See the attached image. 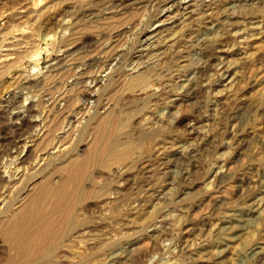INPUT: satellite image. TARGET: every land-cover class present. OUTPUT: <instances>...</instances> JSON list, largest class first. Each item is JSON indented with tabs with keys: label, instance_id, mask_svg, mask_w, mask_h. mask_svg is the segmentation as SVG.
<instances>
[{
	"label": "rangeland",
	"instance_id": "374dc122",
	"mask_svg": "<svg viewBox=\"0 0 264 264\" xmlns=\"http://www.w3.org/2000/svg\"><path fill=\"white\" fill-rule=\"evenodd\" d=\"M135 1L0 0V150L7 152L0 172L26 171L10 200L24 197L19 190L44 176L55 181V164L89 157L99 124L117 119L119 137L130 138L137 163L89 169L87 197L75 211L80 224L56 264H113L107 248L122 253L116 264H264V0H192L191 15L177 8L188 0ZM232 12L238 18L227 16ZM157 27L164 28L151 37ZM216 34L225 36L222 47L203 45ZM146 38L145 49L153 47L148 58L158 61L152 79L130 86V56ZM116 51L129 53L117 71L102 70ZM93 59L99 64L88 68ZM209 61L212 68L204 70ZM225 68H235V80L220 84ZM160 69L169 75H158ZM89 71L101 73L97 98L85 101V116H76L69 132L62 108L83 106L75 81ZM190 77L195 90L183 92ZM17 111L39 120L22 139L40 136L28 143L26 161L14 163L12 143L28 129ZM169 111L178 120L168 119ZM48 151L54 153L48 157ZM0 213L9 214L7 206L0 204ZM227 246L217 259L216 251ZM7 254L0 237V264Z\"/></svg>",
	"mask_w": 264,
	"mask_h": 264
},
{
	"label": "bare ground",
	"instance_id": "6f19581e",
	"mask_svg": "<svg viewBox=\"0 0 264 264\" xmlns=\"http://www.w3.org/2000/svg\"><path fill=\"white\" fill-rule=\"evenodd\" d=\"M138 1L139 0H137V2L136 1L135 2L138 3ZM191 1L192 0H188V1H186V3L184 1H182L179 3V7H177V8L184 9V10H186V13L184 12L185 14L191 15L192 11L188 10L191 6V4H190ZM141 2H143V1H141ZM183 3H185L187 5L185 7H183V5H184ZM122 5H123L122 3L121 4L116 3L115 6L119 8ZM125 5H127V4H125ZM169 10L170 9H168V11ZM91 13L92 12H90V14ZM109 13H111V12H109ZM227 16L233 20L236 17L238 18V14L236 12L229 13V14H227ZM188 17H189V15H188ZM176 19L177 18H175V20L172 23L177 21ZM163 28L164 27H157L156 29H154V31L151 34V37H153V35H155V34L158 35L160 32H162ZM216 31L218 33V30H216ZM224 38H225L224 34H216L214 37L212 36V37L205 39L203 41L204 42L203 45L214 50V49H217L219 47H222L221 45L224 42ZM150 39L151 38H146L145 42L144 41L142 42L143 45H142V43H140L141 45H139V46H142V47L137 51L136 56L134 55L135 57L133 55L130 56V58L132 59L131 63H132L133 67L131 69H129V74H125L126 76H129V80L131 79L130 80V86L131 85L133 86V84H135L136 81H138L137 83L139 85V83L144 82L145 79L147 80V78L150 77V74L153 71L152 65L155 66L156 62L158 61V59H156L157 61H155V59H154L155 57L154 58L152 57L153 55L151 56L152 59L148 58L150 56V51H147V50H150L153 47L151 48L150 46H147V48L145 49L144 44L148 43V41ZM167 41H168V39H167ZM105 47H107V45ZM118 52L119 51H116L112 55L111 58L108 57V60L106 58V61L104 62L102 70L105 69L108 71V69L111 68V72L117 71V64H119V62H121V59H124V56L128 55V53H129V52H121V53H118ZM155 54H156V52H155ZM160 54L161 53L157 54L156 56L158 57V56H160ZM109 58H110V60H109ZM114 61L116 63H114ZM90 62L87 65L88 68L90 66H94L95 64H99L100 60L99 59H93L92 62L91 63ZM101 64H102V62H101ZM234 66H236V65H234ZM177 67H178V64H177ZM201 67H203L204 70H208L205 68H212V65H211V62L209 61L206 63H202ZM171 68H172V66H171ZM233 69H235V68H228V69L224 70L225 71V73H223L224 77L221 80L219 79L220 84L224 81H227L228 79L230 80V79L234 78L232 76L234 73ZM236 70H237V68H236ZM155 71H156V69H155ZM157 71H158L157 72L158 75H162V73H164L165 75H169V73H170V72H168L169 71L168 69H167V73H165L166 72L165 70H161V69H160V71L159 70H157ZM89 72H88V74H86V72L81 73L80 76H77V80L75 81V84L79 85L77 98L80 100L81 99L84 100L83 106L80 107V110L78 109L79 110L78 112L67 111L69 106H66V104H65L66 109H64V107L62 108L63 114L64 115L66 114L65 118L67 119V126H69V129L67 131H69V132L71 129H73L75 127L74 126V124H75L74 119H76V116L80 115L79 117H77L78 118L77 121H79V119H81L85 116L86 109H88V105L85 103V101L88 102L94 98H97V94H96L97 92L94 91L93 88L100 84L101 73L96 74V73L90 72V74H89ZM180 72L182 73L181 70H180ZM85 74H86V76H85ZM173 76H174V74H173ZM150 78L152 79V77H150ZM234 80H235V78H234ZM195 81H197V80H195L193 77L185 79L184 82L181 84V87H182L181 89L183 90V92H188V93L194 92ZM232 81L233 80H231V82ZM148 82H151V81H148ZM148 82H146V84ZM88 83H90V85H88ZM228 83L230 84V82H228ZM232 83H234V82H232ZM234 84H233V86H234ZM135 87H137V85ZM135 90H139V88L135 89ZM59 97H61V96H59ZM151 97H153V95ZM151 97H150V100H151ZM158 97H159V95H158ZM99 99H101V98H99ZM147 99H149V98H147ZM147 99L146 100L142 99V100L147 102ZM57 100L58 99H56L52 102L49 101V102H51L50 104H54V106L51 109H53L55 106H57V104H58V102L56 103ZM60 100H63V97H61ZM154 100H155V97H154ZM63 103H65V102H63ZM141 103H142V101H141ZM142 104H144V103H142ZM157 104L158 103H156V105ZM61 105H62V103H61ZM32 108H33V106L31 105L29 107L28 111L32 112V110H31ZM14 116H16L17 118H19L21 116L24 117L23 120H25V125L28 128L27 131L25 130L22 133H19V137H20L19 140H14L12 143L13 146L16 147V150L14 152L17 155L11 160H13V162L15 163L17 161H22V159H24L26 157V155H29L28 153H30V146H32L33 144L28 145V143H30V142L36 143V141L38 140L37 136H40V135H39V131H38L36 134L31 133V135H29L27 137V139H22L24 134L27 133L29 129H31L33 126H37V125L39 126V120L38 119L29 120L26 118L28 116L27 114L25 115V114H22L21 112H18V111L14 112ZM167 117H168V119L175 118V120H178V116H175L170 111L167 113ZM106 118H108V117H106ZM121 125H122V123L120 122V120H117V119L110 120L109 118L106 119L104 123H100L99 124V131L95 135V138L93 140L94 145L92 147V150H90L91 155L90 154L88 155L89 157L84 158V160H79V159H74V158L71 159L70 158L71 160L63 166L62 165L56 166V164H55V166L53 167L55 171L54 170L51 171V174H50L53 176L55 174V176H56L55 181H54V179L51 180V177L44 176L43 177L44 180L42 179V181H40L36 185H33L30 189L27 188L26 191L24 188H23L24 191L20 189L19 192H21V194H22L21 196H24V197H22L20 199L18 198V200L16 199L17 201L14 203L11 202V200H10L11 192L16 187H19L21 185V183L26 179V171H25V169H21L18 167V168H16V170L14 169V171L13 170L12 171L11 170H4L3 174L0 172V204H3L5 207L7 206V209L9 211V214H6V215H3V213L2 214L0 213V215L2 216V217H0V227H2L0 230V237H2L5 240V242L7 243V246H8V254L6 256V259L1 264H56V258H58V256H59L58 252H59L60 248L63 247V242L73 231L77 230V228L80 224L79 220L77 219V217L75 215V211L83 203V201L87 197V187L85 186V181H87L88 179H91V176H92L89 174V169L92 168V166H96L97 164L98 165L101 164L100 167L104 166L106 168L107 167L109 168V166H114V165H117L120 163L122 164L123 162H126L127 160H130L129 162L137 163V161H133L135 148L133 147V144L130 142V138H127L125 141H122L121 138L119 137L120 136L119 131L122 128ZM40 128H41L40 132H43L42 131V129H43L42 125H40ZM45 136H44V138H42L43 139L42 141H45L44 140ZM143 137H150V136L147 134H144ZM20 148L22 150H20ZM52 153H54V151L53 152L48 151L46 154H48V157H49L50 155H52ZM6 154H7L6 151L0 150V160L2 159V157L4 158V156ZM190 154H191V152H190ZM9 156L11 157V155H9ZM51 158H53V157H51ZM44 159H46V157ZM8 160L9 159H7L6 161H8ZM25 161H26V158L22 162H25ZM1 163L2 162L0 161V164ZM4 164H5V162H4ZM11 164H13V163H11ZM123 164H125V163H123ZM97 166H96V168H97ZM97 169H99V168H97ZM144 170H146V169H144ZM98 174L100 176V173H98ZM37 177L39 178L38 175H37ZM34 178H36V175ZM33 180L35 181V179H33ZM36 182H38V181H36ZM28 183L26 185H28ZM140 183H142V180L140 181ZM135 184H137V182L133 181L132 185H135ZM26 185H25V187H27ZM93 186H94V184H93ZM138 186L139 185H136L135 188L136 187L138 188ZM1 189H3V190L1 191ZM131 189H132V187H131ZM13 204H14V206L18 205V207L15 210H13L12 208L11 209L8 208V207H12L11 205H13ZM3 217H5V218H3ZM239 236L240 235H238V236L236 235V237L234 236L232 238L230 237L231 239L229 238V242H230V240H234ZM65 245L66 244H64V246ZM228 248L229 247L227 246V248L217 250L215 253L216 258L221 259L222 257H224L226 255V253L228 252ZM106 251L108 253V254H106L107 259L109 260L110 263L113 262V264L114 263L116 264V263L121 261L122 258L120 257V254H122V253H116V254L115 253H113V254L109 253V248H107ZM254 251L256 252V254L260 253V251H258L257 247L254 249Z\"/></svg>",
	"mask_w": 264,
	"mask_h": 264
}]
</instances>
